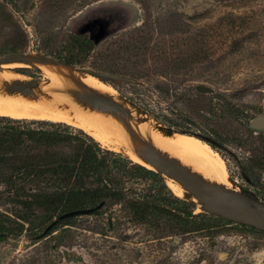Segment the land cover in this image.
Here are the masks:
<instances>
[{
    "label": "rangeland",
    "instance_id": "1",
    "mask_svg": "<svg viewBox=\"0 0 264 264\" xmlns=\"http://www.w3.org/2000/svg\"><path fill=\"white\" fill-rule=\"evenodd\" d=\"M93 21L108 23L106 34L78 61L69 35ZM19 31L25 53L136 79L110 83L160 125L221 143L232 187L264 192V133L248 127L264 114V0H0L2 56ZM126 190V202L70 218L44 238L52 222L43 210L0 200V229L9 232L0 264H264V234L225 221L178 229L177 204L157 183L135 177ZM194 214H204L198 203Z\"/></svg>",
    "mask_w": 264,
    "mask_h": 264
},
{
    "label": "trees",
    "instance_id": "2",
    "mask_svg": "<svg viewBox=\"0 0 264 264\" xmlns=\"http://www.w3.org/2000/svg\"><path fill=\"white\" fill-rule=\"evenodd\" d=\"M11 38L15 44L8 54L25 53V33L15 32ZM98 44L83 27L69 35V46L78 61ZM61 62L71 65L69 61ZM106 69V72L116 73L112 66ZM213 147L219 152L224 150L223 145ZM135 177L151 179L177 204L175 221L178 229L197 231L214 227L210 223H233L205 213L195 215V205L175 197L162 175L134 163L121 152L103 147L81 130L61 123L0 117V200L40 208L47 223H53L67 212L93 208L102 202L105 203L103 208L126 202L127 185ZM244 193L264 201V192ZM131 208L135 214L141 210L137 204ZM159 211L165 217L171 215L166 204ZM199 217L206 223L192 221ZM20 220L29 223L27 219ZM67 221L62 220L56 226ZM22 226L24 228V224ZM240 226L264 234L255 228ZM7 236L9 232L0 229V239Z\"/></svg>",
    "mask_w": 264,
    "mask_h": 264
},
{
    "label": "bare ground",
    "instance_id": "3",
    "mask_svg": "<svg viewBox=\"0 0 264 264\" xmlns=\"http://www.w3.org/2000/svg\"><path fill=\"white\" fill-rule=\"evenodd\" d=\"M27 70L40 71V79L26 74ZM88 95L105 97L130 114L97 107L87 100ZM0 117L71 126L103 147L123 152L134 163L155 171L146 158L147 145L149 150L178 162L190 175L203 178L209 186L233 189L226 160L217 150L195 135L177 131L167 134L161 130L163 125L140 113L112 84L74 68L44 63L1 64ZM168 187L179 197L185 195L172 179L168 180Z\"/></svg>",
    "mask_w": 264,
    "mask_h": 264
},
{
    "label": "water",
    "instance_id": "4",
    "mask_svg": "<svg viewBox=\"0 0 264 264\" xmlns=\"http://www.w3.org/2000/svg\"><path fill=\"white\" fill-rule=\"evenodd\" d=\"M15 62L26 64L44 63L71 68L68 65L52 59L51 57L39 54L17 53L0 57V65L4 63ZM77 71L84 75L92 76L105 84H111L110 82L124 84L137 83V80L132 77L112 72L98 71L87 68H79ZM200 89L202 91H208V89L203 86L200 87ZM87 100L97 107L117 111L124 115L130 114V112L122 108L121 105L114 103L105 97L98 95H88ZM132 106L136 107L134 105ZM138 109L140 113L145 115L147 114L140 108ZM248 127L255 133H264V114L253 117L250 120ZM161 130H165L167 134H173L176 132L174 129L168 128L164 125ZM196 137L211 147H213V145L221 147L219 143L210 137ZM145 147L146 150H148V154L146 156L147 161L154 167L155 172L178 183L185 191V194L188 198L195 197L197 201L192 200L191 202L194 205L198 203L204 213L264 232V201L255 199L254 197L246 193L239 192L234 188L227 189L223 186H209L203 178L190 175L188 171L178 162L164 157L154 149L149 150L147 145H145ZM231 182L234 184L232 179ZM104 204L105 203L102 202L93 208L77 209L61 215L46 228L40 238L46 237L49 231H51L58 224V222L69 218L93 215L96 211L102 209Z\"/></svg>",
    "mask_w": 264,
    "mask_h": 264
},
{
    "label": "flooded vegetation",
    "instance_id": "5",
    "mask_svg": "<svg viewBox=\"0 0 264 264\" xmlns=\"http://www.w3.org/2000/svg\"><path fill=\"white\" fill-rule=\"evenodd\" d=\"M108 23L101 21H93L91 24L84 26L87 34L94 38V41L99 42L106 34Z\"/></svg>",
    "mask_w": 264,
    "mask_h": 264
}]
</instances>
